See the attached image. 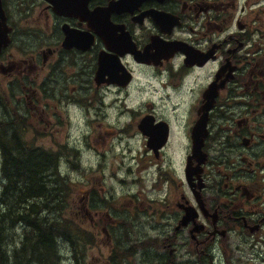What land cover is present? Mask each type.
Listing matches in <instances>:
<instances>
[{"label": "flooded vegetation", "instance_id": "af4514ba", "mask_svg": "<svg viewBox=\"0 0 264 264\" xmlns=\"http://www.w3.org/2000/svg\"><path fill=\"white\" fill-rule=\"evenodd\" d=\"M0 2L6 27L11 29L10 46L15 43V32H31L39 39L32 70L36 77L47 71L50 84L55 86L79 81L83 91L96 95L106 119L110 110L130 109L135 93L151 95L140 105L135 125L136 134L144 140V169L140 164L142 153L132 159L136 160L139 177L145 171L147 183H139L137 198L167 187L163 202L152 210L155 217L165 221L158 264H177V255L186 252L205 257L210 264L222 259L227 262L249 242L255 246L261 240L264 0ZM8 49L0 54L2 72L7 70L2 63ZM41 57L42 62L36 60ZM8 62L12 70L17 65ZM15 70L20 76L25 71ZM207 90L212 97L206 95ZM207 104L209 109L204 107ZM145 117L150 120V133L139 127ZM199 120L206 122L201 149L207 159L201 165L202 172L188 178V160L194 169L198 164L192 152V132ZM129 121L123 128H132ZM159 123L168 129L166 143ZM179 127L186 128L181 172L167 161L173 159L169 150L176 148L173 139ZM111 134L114 131L101 126L98 138L106 150ZM126 167L133 171L131 165ZM82 185L87 199L90 194L99 197L92 206H74L72 211L79 210L90 220L85 224L92 236L100 232L112 241L118 223L114 214L121 212L118 206L128 198L116 196L112 185L106 187L102 181L99 190L87 175ZM68 188L66 184L65 196ZM110 211L109 224L105 218ZM133 211L141 212L142 206L134 203ZM70 220L83 230L81 223ZM116 257L111 249L108 255L95 259V264H118Z\"/></svg>", "mask_w": 264, "mask_h": 264}, {"label": "rangeland", "instance_id": "374dc122", "mask_svg": "<svg viewBox=\"0 0 264 264\" xmlns=\"http://www.w3.org/2000/svg\"><path fill=\"white\" fill-rule=\"evenodd\" d=\"M3 66L7 67L5 72L0 70V122L14 125L20 138L30 147L39 148L53 153L58 159V168L65 176L53 178L52 185H59L64 190L63 199H60L61 212L58 219L64 220L68 228L67 236H60L58 251L49 253L50 264H95V259L102 254L108 255L113 250L116 254L118 264H158L161 240L164 234V218L155 217L152 210L163 202L166 186L161 190H153L150 193L144 192L145 197L137 198L140 187L139 183L145 182L135 172L137 163L132 157L142 153L141 168L145 167L144 140L135 132V125L138 120L140 105L151 98L149 93L137 94L131 97L130 109L110 110V117L106 119L100 108L98 98L93 92H85L80 87L79 81H66L65 84H50L48 72L35 76L33 61L39 50V39L31 32H15V43L8 47ZM9 60L17 65L13 70L9 66ZM42 62V57L36 59ZM16 67L25 69L23 76L17 75ZM144 83V80L141 81ZM75 86V89H74ZM130 120V121H129ZM115 121L114 129L111 124ZM129 121L132 128H123ZM101 126L108 127L112 134L107 138L109 150L101 145L98 133ZM1 128H4L2 125ZM0 128V129H1ZM9 133V129H6ZM186 128L179 127L175 131L173 143L176 148H170L169 152L173 159L172 164L181 172L184 155ZM3 129L0 130V133ZM112 137V138H111ZM180 139V142H179ZM0 142L5 140L0 138ZM128 148L132 151L129 152ZM124 160V161H123ZM125 163V166H124ZM2 164V153L0 149V171ZM126 165H131L133 171L129 172ZM115 171L116 175L112 174ZM118 171V173H117ZM93 179V185L99 190V182L102 181L106 187L111 186L118 197H125L121 204V212L114 214L118 223L113 230L114 239L109 241L104 233H98L96 237L89 232V226L85 223L90 220L78 211H72V207L78 209L86 204L92 206L99 194L86 198L82 191L86 190L82 184L85 176ZM179 180V177H176ZM6 182L0 172V183ZM66 184L69 185L65 196ZM1 190V186H0ZM71 191V196H69ZM103 193V192H102ZM65 196V205H62ZM142 206L141 212L133 211V204ZM56 204V203H54ZM59 203L55 206L57 207ZM55 210V209H50ZM105 210V209H104ZM170 212V211H169ZM111 211L106 219L111 222ZM57 215V214H56ZM55 213L52 212L50 221H54ZM70 219L77 220L81 225L73 223ZM18 223V222H17ZM17 223L6 228V250L11 248L8 264H15L13 260L14 247L21 246L23 239V226ZM170 228V224H169ZM28 229V225L23 228ZM170 236V235H169ZM171 237V236H170ZM36 236L32 234L31 240L35 241ZM18 241V242H17ZM30 242L23 247L17 264H36L33 258ZM177 264H192L198 257L195 254L183 253L177 255ZM56 258V259H54ZM176 259V258H175ZM230 260V263L228 262ZM171 263L170 260H166ZM38 264V263H37ZM196 264H210L208 259L200 257ZM218 264H264V229L261 233V240L252 246L251 242L244 246L241 252L222 259Z\"/></svg>", "mask_w": 264, "mask_h": 264}, {"label": "trees", "instance_id": "16d2710c", "mask_svg": "<svg viewBox=\"0 0 264 264\" xmlns=\"http://www.w3.org/2000/svg\"><path fill=\"white\" fill-rule=\"evenodd\" d=\"M1 125L4 128L0 127L3 129L0 138L5 142H0V172L6 182L0 183V264L9 261L6 228L17 222L18 226L28 225V229L24 231L21 246L14 247V263L17 264L23 247L30 242L33 258L42 264H50L52 256L49 253L60 248L57 245L55 248L58 238L69 234L64 220L58 219L62 208L59 201L63 199L64 190L48 180L60 176L58 159L51 152L28 146L11 123L0 122ZM54 203L59 205L56 207ZM62 205H65L64 200ZM52 212L55 213L54 221H50ZM32 234L36 236L35 241L31 240Z\"/></svg>", "mask_w": 264, "mask_h": 264}, {"label": "water", "instance_id": "95a60500", "mask_svg": "<svg viewBox=\"0 0 264 264\" xmlns=\"http://www.w3.org/2000/svg\"><path fill=\"white\" fill-rule=\"evenodd\" d=\"M74 7V6H73ZM0 14L2 15V7H1V2H0ZM1 17V16H0ZM3 26H0V53L2 51L3 48L8 47L9 43H10V31L11 29L6 27V23H5V16L3 14ZM70 41V40H69ZM70 44V43H69ZM73 44V42H72ZM206 95L208 97H212L211 91L207 90L206 91ZM206 109H209V105H205L204 106ZM139 127L144 131V132H148L150 133V120L148 117H145L144 119L141 120V123L139 124ZM159 128V132L161 134V136L163 137V143H166L167 141V136H168V129L163 123H159L158 125ZM161 129V130H160ZM206 133V122L199 120L197 122V124L195 125V127L193 128V132H192V137H193V155L198 159V164H197V168L194 169L192 166V162L190 160H188L187 163V176L188 178H190L191 176H193L195 173H197V175L199 173L202 172V168L201 165L206 161V157H204V153L202 151V145H203V139ZM153 135V133H151ZM162 144H160L159 146L156 147V149L160 148ZM203 155V156H202ZM187 218H185L184 220V224L187 223L188 220H186Z\"/></svg>", "mask_w": 264, "mask_h": 264}, {"label": "bare ground", "instance_id": "6f19581e", "mask_svg": "<svg viewBox=\"0 0 264 264\" xmlns=\"http://www.w3.org/2000/svg\"><path fill=\"white\" fill-rule=\"evenodd\" d=\"M48 180H49V182H50V184H52L53 182V180L51 179V178H48ZM2 188V187H1ZM13 215V213H12V211L10 212V216H12ZM18 228H22V231H23V234H24V227H18ZM7 229H9V228H7ZM7 237H5V239H6ZM18 242V241H17ZM10 251H11V248L10 249H8V252H7V255L9 256L10 255ZM12 252V251H11ZM165 261V260H164ZM38 264H42L43 262H39V261H36ZM36 263V264H37Z\"/></svg>", "mask_w": 264, "mask_h": 264}]
</instances>
